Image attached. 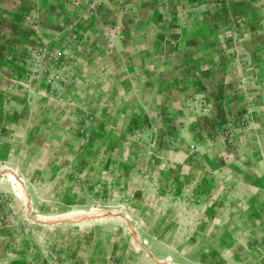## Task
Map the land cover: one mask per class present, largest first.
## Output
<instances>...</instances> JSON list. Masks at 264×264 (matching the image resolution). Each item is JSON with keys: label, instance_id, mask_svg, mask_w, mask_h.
I'll return each mask as SVG.
<instances>
[{"label": "rangeland", "instance_id": "obj_1", "mask_svg": "<svg viewBox=\"0 0 264 264\" xmlns=\"http://www.w3.org/2000/svg\"><path fill=\"white\" fill-rule=\"evenodd\" d=\"M219 1L236 9L217 8L230 11L229 53L173 57L163 75L148 57L135 72L67 35L44 38L51 25L13 23L11 35L0 25V172L25 176L34 212L106 216L96 207L155 199L181 238L203 235L205 264H264V0ZM3 175L0 215L32 222ZM111 219L77 225L78 237L127 233Z\"/></svg>", "mask_w": 264, "mask_h": 264}, {"label": "crops", "instance_id": "obj_2", "mask_svg": "<svg viewBox=\"0 0 264 264\" xmlns=\"http://www.w3.org/2000/svg\"><path fill=\"white\" fill-rule=\"evenodd\" d=\"M219 2L223 4L221 8L227 5L226 8H233L232 12L236 10L235 5L219 0H0V25L4 27L2 31L10 35L13 23L22 25L31 20L39 25H51L52 30L43 27L44 38H51L52 32L58 33L56 38L67 35L70 41H78L76 46L85 54L119 56L125 60L127 70L135 72L148 71L141 67L140 60L148 57L146 60L152 61V72L163 75L172 67L173 57H203L206 47L211 49L208 56L229 53L234 40L232 21L230 11L217 10ZM211 67L213 70L215 65ZM3 169L8 170L3 177L14 173L22 180L25 190L20 196L16 193L19 189L15 191L8 179L15 191L14 199L21 200L27 216L50 223L32 219V222H20L19 217L0 215V264H157L136 244L127 227V233L114 231V226L111 232L88 234L85 231L84 237H78L77 225L100 224L113 217L100 216L74 224L54 222L63 219L37 218L35 215L60 216L61 213L34 212L33 199L39 197L27 191L25 176L18 168L3 166ZM41 198L54 200L55 194L50 197L46 193ZM138 198L133 194L129 199ZM156 205L155 199L152 205L132 203L129 211H125L131 217L146 216L132 222L130 216L128 218L141 236L148 239L149 247H146L158 259L171 263L205 264L201 260L205 257L203 235L196 234L193 238L183 234L181 238L180 225L166 218V211ZM96 208L113 213L121 211ZM125 212L121 213L127 216ZM111 220L125 224L120 219Z\"/></svg>", "mask_w": 264, "mask_h": 264}, {"label": "bare ground", "instance_id": "obj_3", "mask_svg": "<svg viewBox=\"0 0 264 264\" xmlns=\"http://www.w3.org/2000/svg\"><path fill=\"white\" fill-rule=\"evenodd\" d=\"M6 171H8L7 169H5ZM6 171H5V173H6ZM12 172V171H11ZM4 173V175H6ZM7 176H8V179L10 180V182H11V185H12V187L14 188V190L16 189V188H18L19 189V192L17 191V193H19V195L21 196V195H23V193H24V191L23 190H25V186H24V184L22 183V180L17 176V175H15L14 173H8L7 174ZM22 183H20V182ZM23 185V186H22ZM23 187H24V189H23ZM16 191V190H15ZM27 203H26V209H27V211H28V213H29V211H30V204H29V202H28V198H27ZM28 204H29V206H28ZM97 214H99V216L101 215V214H103V212L102 211H100V210H92V211H86V210H81V209H77V210H75V211H70V212H68L67 214H64V215H60V216H45V215H37V217H39V218H41V219H44V220H53V218H56V217H60V218H64V216H65V218L66 217H68V219H63V220H70V221H73V222H78V221H86V220H90V218H83V217H87L88 215H97ZM104 215H106V217L107 216H110V217H113V218H116V219H120V220H122L124 223H125V225L127 226V228H128V231H129V233H130V227H129V225L134 229V227L132 226V224L130 223V221H129V219H128V217L126 216V215H124L123 214V218L122 217H120V216H118L117 215V213H113V212H111V211H106L105 213H104ZM99 216L98 217H95V218H97V219H99ZM105 217V216H104ZM103 217V218H104ZM35 218V217H34ZM69 218H79V219H69ZM80 218H82V219H80ZM61 221V220H60ZM134 231H135V234H136V236H135V238L134 237H132L133 239H134V241L136 242V244L146 253V255L152 260V261H154V259L153 258H151L150 257V255L149 254H151L153 257H155L154 255H153V253L145 246V245H143L142 243H141V240L139 239V237H138V233L136 232V230L134 229ZM149 253V254H148ZM157 260H159V261H162V262H165V263H168V264H175V263H171V262H169V261H167V260H161V259H158L157 257H155ZM155 262V261H154ZM156 263V262H155Z\"/></svg>", "mask_w": 264, "mask_h": 264}, {"label": "water", "instance_id": "obj_4", "mask_svg": "<svg viewBox=\"0 0 264 264\" xmlns=\"http://www.w3.org/2000/svg\"><path fill=\"white\" fill-rule=\"evenodd\" d=\"M5 173V171L4 172H0V174H4ZM27 206V205H26ZM28 206H29V204H28ZM117 215L118 216H120V217H122L123 218V213H117ZM32 218V220L33 221H40L39 219H36V218H34V217H31ZM61 221H63V220H61ZM65 221H70V220H65ZM40 222H43V223H50V222H44V221H40ZM54 222H60V221H54ZM73 222V221H72ZM52 223V222H51ZM129 227H130V233H131V235H132V237H134L135 238V236H136V234H135V231H134V229L129 225ZM149 254V253H148ZM150 255V257L151 258H153L154 259V261L157 263V264H168V263H165V262H162V261H159V260H157L155 257H153L151 254H149Z\"/></svg>", "mask_w": 264, "mask_h": 264}]
</instances>
